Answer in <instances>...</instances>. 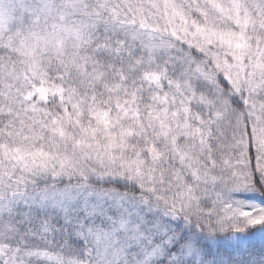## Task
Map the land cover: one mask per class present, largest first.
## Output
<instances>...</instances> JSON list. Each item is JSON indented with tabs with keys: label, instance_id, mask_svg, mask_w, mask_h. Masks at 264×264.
<instances>
[{
	"label": "snow or ice",
	"instance_id": "1",
	"mask_svg": "<svg viewBox=\"0 0 264 264\" xmlns=\"http://www.w3.org/2000/svg\"><path fill=\"white\" fill-rule=\"evenodd\" d=\"M0 264H264V0H0Z\"/></svg>",
	"mask_w": 264,
	"mask_h": 264
}]
</instances>
